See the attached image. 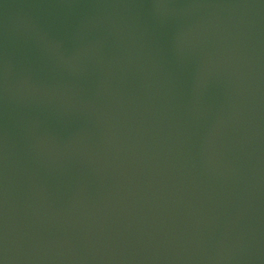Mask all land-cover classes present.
<instances>
[{
	"label": "water",
	"instance_id": "1",
	"mask_svg": "<svg viewBox=\"0 0 264 264\" xmlns=\"http://www.w3.org/2000/svg\"><path fill=\"white\" fill-rule=\"evenodd\" d=\"M0 264H264V0H0Z\"/></svg>",
	"mask_w": 264,
	"mask_h": 264
}]
</instances>
